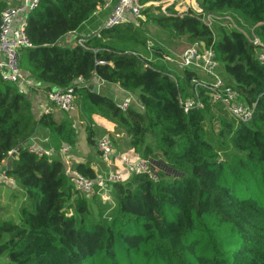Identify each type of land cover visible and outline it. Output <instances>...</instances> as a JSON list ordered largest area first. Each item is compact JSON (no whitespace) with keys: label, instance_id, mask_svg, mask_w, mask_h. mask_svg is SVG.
Returning a JSON list of instances; mask_svg holds the SVG:
<instances>
[{"label":"trees","instance_id":"16d2710c","mask_svg":"<svg viewBox=\"0 0 264 264\" xmlns=\"http://www.w3.org/2000/svg\"><path fill=\"white\" fill-rule=\"evenodd\" d=\"M139 1L144 20L130 17L65 45L63 37L79 30L105 0H40L26 14L33 46L22 49L21 66L25 77L48 85L47 93L74 87L92 145L98 147L95 114L117 122L116 134L130 137L158 179L143 172L107 182L112 201L94 195L105 207L114 204V215L106 216L108 208L106 215L95 214L62 157L65 147L77 143L72 119L58 122L50 111L38 117L30 94L0 73V173L5 170L26 196L19 221L7 220L0 203V264H264V64L258 58L264 0H197L199 7L185 12L176 8L178 0L166 12L154 5L163 0ZM231 12L252 23L260 44L238 26L214 29L204 20ZM144 21L170 38L213 49L230 81L221 80L253 109V117L216 118L213 90L197 85L204 80L195 68H183L179 76L149 60V51L157 57L164 51L149 44ZM94 78L139 90L142 108L124 110L90 89ZM187 100L196 105L187 108ZM41 126L49 131L52 155L30 149ZM224 140L234 149L228 159L215 144ZM17 147L22 149L7 169ZM76 168L98 177L89 163Z\"/></svg>","mask_w":264,"mask_h":264},{"label":"built area","instance_id":"2783aa9c","mask_svg":"<svg viewBox=\"0 0 264 264\" xmlns=\"http://www.w3.org/2000/svg\"><path fill=\"white\" fill-rule=\"evenodd\" d=\"M39 2L40 0H24L23 7L7 6L0 13V73L5 81L17 85L25 81L21 66V51L33 45L26 33V21L23 22L16 31L13 30V26L20 12L25 11V13H27L34 10ZM109 8H111V13L106 19L104 27L113 28L126 22L130 17H141L143 5L139 0H105V2L98 7L97 11ZM226 18L229 17L208 15L204 20L207 24L212 25L215 20L222 21ZM251 40L256 45L260 44V39L255 34H253ZM79 43L83 44L84 38H80ZM258 58L260 62L264 64V49L259 51ZM178 61L182 68L196 67L213 76L217 75L216 71L219 67V62L216 59L215 51L211 48H205L198 43L187 47L181 54V59ZM197 85L212 89L214 101L224 103L229 112L234 115L237 120L249 121L253 117V109L239 100L238 94L231 87L226 86L218 76H216L214 82L203 81L199 82ZM47 95L49 100L64 112H72L77 108V96L75 95L74 87H70L67 90H53L48 92ZM130 103L131 100L126 99L121 104V107L126 110L130 106ZM185 104L186 107L189 108L194 106V104L196 105V101L187 100ZM200 105V103L197 104V106ZM49 111V109H46L44 113H48ZM98 148L106 162H112L113 160L119 161L131 175L145 172L150 173L155 180L158 179L157 173H154L152 170V162L148 158L140 156L132 158L129 155L119 156L110 135L105 134L98 139ZM30 149L38 154H53V149L38 147H31ZM68 151V147L63 149V153H67ZM155 170L157 171L158 169ZM72 175L73 183L77 190L87 195L98 193L105 202L111 198L106 192L107 182H120L124 180L120 173L113 172L112 170H109L106 176L97 178L87 177L79 171L72 172ZM0 177L7 178L5 170L1 171ZM101 190H105V192Z\"/></svg>","mask_w":264,"mask_h":264},{"label":"crops","instance_id":"0c3cea01","mask_svg":"<svg viewBox=\"0 0 264 264\" xmlns=\"http://www.w3.org/2000/svg\"><path fill=\"white\" fill-rule=\"evenodd\" d=\"M6 6L23 7L24 0H0V12L2 8ZM110 13H111V8L96 11L91 16V18L81 26L79 30L75 32H71L66 36H64L63 39L61 40L62 43L65 45H74L77 36L87 37L92 34L98 33L105 26L106 19L108 18ZM26 14L27 13H25V11L20 12L19 16L17 17L14 23L13 30L16 31L19 28V26L26 21ZM252 28L254 30V27ZM253 30H252V34H254ZM149 44L152 45V42L150 41ZM187 46L189 47V45ZM146 56L148 57L149 60L154 61L156 64L161 63L159 65L165 66L166 68L170 69L174 74L177 73V70H175L176 67L179 68L181 72L183 70V68L180 67L179 65L178 59H174L175 58L174 56H173L174 58L172 59L170 55H167L166 56L167 59L163 60L162 57H157L150 51L146 53ZM178 56H180V53ZM168 62L170 63V65L168 64ZM194 68L195 70L198 71L199 75L201 76V79H203L204 81L214 82L216 80V76H218L221 79H224V81L227 82L230 81L225 73H219L218 71H216L217 75L213 76L211 74L206 73L205 71H202L199 68L196 67ZM92 84L98 86L99 93L112 97L117 102H119V104H122L126 99H130L131 100L130 106H132L134 102H136L138 103L139 109L142 108V105L139 100V93H140L139 90L135 92H129L123 89L122 87H120L119 85L107 83L99 78H94ZM18 86L21 88L23 92L30 94V96L32 97L33 103L35 105V112L38 117H40L45 112L46 109H49L50 112L54 114L55 119L58 122L63 121L66 117L72 119L74 126L78 131L77 143L76 146L73 148L68 147L69 151L67 153L62 152L63 155L61 154L67 164V168L70 174H72V172L74 171H77L76 167L77 164L80 162L89 163L90 166L95 170L98 177L106 176L109 170L118 173L119 171H117V169L122 171L127 170L126 168L121 169V167L124 166L119 161L113 160L112 162L109 161L106 162L103 159L101 152L99 151V148L97 146L92 145L88 141V135L86 130L87 124L80 117L79 107H77L75 110H73L70 113H65L64 111L60 110L49 100L46 89L48 85L37 81L34 77H30V76L25 77V81ZM54 90H58V89H54ZM230 114L231 113L229 112L228 108L222 102L216 101L214 105V115L216 116V118L227 117L230 119L232 117ZM93 119H94L93 131L96 134L97 144L99 138L97 136L98 134L100 133H104L108 135L111 134L112 138L114 137L113 142L116 148V152L119 156L129 155L132 158L138 157L137 153L134 151L130 137L126 136L124 133L121 134L115 133V130H117L118 128L117 122H115L110 118H107L101 113L95 114L93 116ZM48 136H49V131L42 126L39 127L36 135L31 140L30 146L35 148L38 147V148L47 149L49 147ZM127 173L129 172L127 171ZM129 176L131 177L130 173ZM11 181L13 180L11 179ZM16 186H17L16 184L13 185V187ZM106 192L110 194L108 186H106Z\"/></svg>","mask_w":264,"mask_h":264},{"label":"rangeland","instance_id":"374dc122","mask_svg":"<svg viewBox=\"0 0 264 264\" xmlns=\"http://www.w3.org/2000/svg\"><path fill=\"white\" fill-rule=\"evenodd\" d=\"M174 3H175V0H163L161 2H154V5L163 6L162 9L164 12H166V8L169 5L174 4ZM175 4H176V8L180 12L187 11L191 6L194 7L195 9L199 7L197 0H178V1H176ZM231 13L232 14H226V16H228L229 18H226L222 21L215 20L212 24L214 29H219L221 26H225L226 28H230V27L233 28V26H235V27L238 26L239 29L240 28L244 29V31L247 34H252V30H253L252 23L250 21L246 22V20L243 19L242 16L236 14L237 12L236 13L231 12ZM139 19L144 20V15L142 14L141 17H139ZM144 23H146L144 25V27L146 28L145 34L148 36V38L152 42V45H154L155 47H161L163 49V51L165 53V54L163 53L161 56L163 58V60L167 59L166 58L167 55H170L172 57V59L175 57L174 59L179 60V59H181L182 52L185 50L186 47H188L187 45L191 46L189 44V42L185 39L170 38L166 31L160 29L159 27L155 26L154 24L147 23L145 21H144ZM179 53H180V56H178ZM159 64H161V63H159ZM159 64H157V65H159ZM168 64L170 65L169 62H168ZM175 70H177L176 75L181 76L182 72L180 71V69L176 67ZM217 71L219 73H224L223 66L220 65L218 67ZM220 71H222V72H220ZM133 105H134V107L139 108L138 103L134 102ZM77 107H78V104H77ZM65 113H70V112H65ZM217 128H213L212 130L216 132ZM102 134L105 135L104 133H100L97 136L100 138L103 136ZM210 134H212V133H210ZM215 134L210 135V136L214 138L216 136ZM149 138L151 139L150 135H149ZM215 144L218 146V148L220 150L221 158L228 159L234 153V149L226 140H224L223 142H216L215 141ZM138 156H140V155H138ZM123 168L125 169V166L121 167V169H123ZM117 171H119V173L122 175V177L124 179L123 181H126L127 179H129L130 176H129V173H127V170L122 171V170L117 169ZM15 184L17 186L13 187V185H15ZM101 191L105 192V190H101ZM88 196L90 197V199H92V205L91 206H92V210L95 214H98L101 210L102 212L100 213V216L106 215L105 214L106 213L105 208H108L106 210L108 212V215H106V216H113L114 215L113 211H112V209L114 208L113 207L114 204H112V203L106 204L105 203L106 204V207H105L101 204L102 201L98 198L99 195L97 196V195L90 194ZM103 197H104V195H103ZM107 201L110 202V200H107ZM111 201H112V197H111ZM0 203L5 207V210H6L5 217L7 220L19 221L20 216H21V207L26 203V196H25L24 189H22L20 187V185L15 181H11V179H9V178L0 177ZM109 211H110V213H109Z\"/></svg>","mask_w":264,"mask_h":264},{"label":"water","instance_id":"95a60500","mask_svg":"<svg viewBox=\"0 0 264 264\" xmlns=\"http://www.w3.org/2000/svg\"><path fill=\"white\" fill-rule=\"evenodd\" d=\"M89 88L93 89L95 92H98V86L94 85V84H89ZM25 145H28V142L25 143ZM22 148L21 147H17L15 150H13L11 152V157L7 160L6 162V167L7 169H11L12 164H13V159L17 156V154L20 152Z\"/></svg>","mask_w":264,"mask_h":264}]
</instances>
